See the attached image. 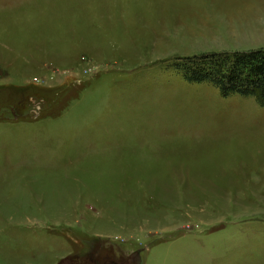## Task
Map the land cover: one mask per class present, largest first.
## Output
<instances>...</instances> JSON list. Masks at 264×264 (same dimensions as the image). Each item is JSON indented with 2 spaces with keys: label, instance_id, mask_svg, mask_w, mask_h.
Segmentation results:
<instances>
[{
  "label": "rangeland",
  "instance_id": "rangeland-1",
  "mask_svg": "<svg viewBox=\"0 0 264 264\" xmlns=\"http://www.w3.org/2000/svg\"><path fill=\"white\" fill-rule=\"evenodd\" d=\"M264 49V0H0V264H264V107L179 59Z\"/></svg>",
  "mask_w": 264,
  "mask_h": 264
},
{
  "label": "trees",
  "instance_id": "trees-1",
  "mask_svg": "<svg viewBox=\"0 0 264 264\" xmlns=\"http://www.w3.org/2000/svg\"><path fill=\"white\" fill-rule=\"evenodd\" d=\"M175 72L188 83H206L225 97H251L264 107V49L179 59Z\"/></svg>",
  "mask_w": 264,
  "mask_h": 264
}]
</instances>
